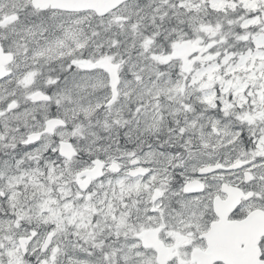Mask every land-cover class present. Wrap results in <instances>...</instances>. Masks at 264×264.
<instances>
[{"label":"snow or ice","instance_id":"6c2138e0","mask_svg":"<svg viewBox=\"0 0 264 264\" xmlns=\"http://www.w3.org/2000/svg\"><path fill=\"white\" fill-rule=\"evenodd\" d=\"M0 264H264V0H0Z\"/></svg>","mask_w":264,"mask_h":264}]
</instances>
